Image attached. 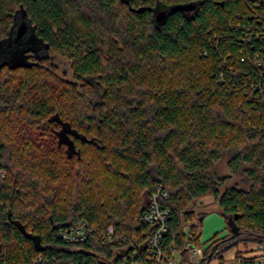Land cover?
<instances>
[{
  "label": "trees",
  "instance_id": "16d2710c",
  "mask_svg": "<svg viewBox=\"0 0 264 264\" xmlns=\"http://www.w3.org/2000/svg\"><path fill=\"white\" fill-rule=\"evenodd\" d=\"M22 21L49 56L0 65V262L121 264L155 228L142 214L159 184L166 255L204 248L199 264H225L264 242V0H0L9 50ZM209 196L228 233L204 247L207 212L187 207ZM81 221L89 241L65 244ZM110 227L126 241L103 244Z\"/></svg>",
  "mask_w": 264,
  "mask_h": 264
},
{
  "label": "built area",
  "instance_id": "2783aa9c",
  "mask_svg": "<svg viewBox=\"0 0 264 264\" xmlns=\"http://www.w3.org/2000/svg\"><path fill=\"white\" fill-rule=\"evenodd\" d=\"M1 175L3 177L5 176L2 172ZM166 197V192L163 191L162 185L159 184L156 191L151 195L146 209L142 214L143 222L155 226V228L147 242L140 246V248L137 247L140 245L137 239H134L130 243L134 247L122 257L121 264H192L191 261L187 262L179 252H174L172 256H168L163 250L164 239L168 233L170 210L165 209L160 200ZM92 234L93 230L89 227L88 222L81 221L61 229L58 232V237L65 244L80 245L89 241ZM98 238L103 244L126 241L124 237L116 235L113 227L99 234ZM131 246L123 247L118 252H123V250H127ZM203 254L204 248H196L193 249L190 257L201 261ZM53 261H55V257L50 260L47 256L40 255L33 260L32 264H53ZM0 264L3 263L0 262ZM225 264H264V242H252L248 243L247 246L240 244L232 257L225 258Z\"/></svg>",
  "mask_w": 264,
  "mask_h": 264
},
{
  "label": "rangeland",
  "instance_id": "374dc122",
  "mask_svg": "<svg viewBox=\"0 0 264 264\" xmlns=\"http://www.w3.org/2000/svg\"><path fill=\"white\" fill-rule=\"evenodd\" d=\"M0 50H3L5 52L3 59H0V65L4 63L10 65L26 64L27 51L29 50H31L32 54L37 57H41L44 55L41 41L32 32H29L27 34L22 46H17L14 50H9L6 41H2L0 42ZM9 51L10 53H8ZM52 62L58 67V75L61 76V78H65V80L67 81L73 79L70 63L66 58L56 55L53 57ZM219 172L220 174L228 173L227 158H224V160L220 163ZM187 208L190 211L193 210L197 215L207 212V215L201 222V226L198 228L201 230V243L204 244V247L213 244V242L227 235L228 232L225 229L226 221L221 214L214 197L209 196L200 199L195 205L190 204ZM188 225L189 224H187V226ZM184 259L187 262L191 261L193 264H199L200 262L198 261V259L191 257Z\"/></svg>",
  "mask_w": 264,
  "mask_h": 264
},
{
  "label": "water",
  "instance_id": "95a60500",
  "mask_svg": "<svg viewBox=\"0 0 264 264\" xmlns=\"http://www.w3.org/2000/svg\"><path fill=\"white\" fill-rule=\"evenodd\" d=\"M127 4H130V2L128 1ZM196 5L195 4H187V5H178V6H174L171 8L172 11H193L196 9ZM137 12L140 11H144V10H136ZM168 17V13L165 10L159 11L158 13H156V22L157 23H163L164 20ZM29 28L30 26L25 22L22 21L20 25H16L14 27V32H15V38L10 40L14 41V42H18L21 43L25 37L27 36L28 32H29ZM26 233V232H25ZM27 237L31 238L34 243L35 246L37 248V250H44V247L41 246V242H40V238L37 236H32L28 233H26ZM212 257V255L210 256V258Z\"/></svg>",
  "mask_w": 264,
  "mask_h": 264
},
{
  "label": "crops",
  "instance_id": "0c3cea01",
  "mask_svg": "<svg viewBox=\"0 0 264 264\" xmlns=\"http://www.w3.org/2000/svg\"><path fill=\"white\" fill-rule=\"evenodd\" d=\"M236 248H234V249L230 250L228 253H226L225 258L232 257L234 252L236 251ZM211 264H218V262L217 261H213V262H211Z\"/></svg>",
  "mask_w": 264,
  "mask_h": 264
},
{
  "label": "flooded vegetation",
  "instance_id": "af4514ba",
  "mask_svg": "<svg viewBox=\"0 0 264 264\" xmlns=\"http://www.w3.org/2000/svg\"><path fill=\"white\" fill-rule=\"evenodd\" d=\"M43 51H44V49H43ZM45 52H46V51H44V55H43V56H47V57H48V56H49V54H46ZM41 57H42V56H41ZM53 57H54V56L50 57V58H51V60L53 59ZM2 59H3V57H1V60H2Z\"/></svg>",
  "mask_w": 264,
  "mask_h": 264
}]
</instances>
